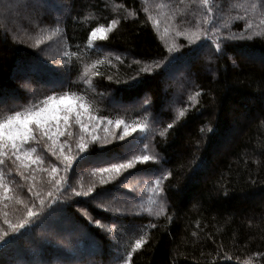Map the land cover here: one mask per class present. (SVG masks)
Here are the masks:
<instances>
[{"label": "trees", "instance_id": "trees-1", "mask_svg": "<svg viewBox=\"0 0 264 264\" xmlns=\"http://www.w3.org/2000/svg\"><path fill=\"white\" fill-rule=\"evenodd\" d=\"M236 2L43 0L45 7H37L34 0H8L6 11L0 3V120L35 110L48 96L70 95L83 98L84 119L90 115L100 124L97 136L105 135L107 121L147 125L125 137L134 147L123 159L148 152L158 157L132 169L146 181L160 179L166 208L157 218L139 214L126 204L128 170L114 180L105 175L102 185L93 170L107 164L74 160L71 188L92 193L75 197L69 188L54 204L46 199L43 208L34 201L40 215L0 243V264H115L130 251L131 264H264V29L256 32L255 13ZM153 7L167 10L184 33L222 20V37L208 31L206 40L195 46L181 40L184 45L170 53L151 23ZM113 20L106 39L91 46L92 29ZM58 36L63 50L40 54V47ZM217 38L223 54L215 49ZM146 67L153 70L145 73ZM137 73L130 87L125 82ZM69 124L75 125L73 115ZM72 130L76 135L65 155H76L79 126ZM112 130L122 134L123 125L113 124ZM46 142L29 141L36 149L33 158L41 162L25 170L27 180L7 157L0 164L12 197L0 201V224L3 213L15 223L32 205L31 169L37 190L45 194L41 182L52 167L62 174V159L47 152ZM168 171L172 175L164 179ZM119 206L124 215L112 210ZM84 212L104 227L89 223ZM141 238L144 243L135 248Z\"/></svg>", "mask_w": 264, "mask_h": 264}, {"label": "snow or ice", "instance_id": "snow-or-ice-1", "mask_svg": "<svg viewBox=\"0 0 264 264\" xmlns=\"http://www.w3.org/2000/svg\"><path fill=\"white\" fill-rule=\"evenodd\" d=\"M43 0H35L37 7ZM204 4L208 3V0H202ZM3 3V0H0ZM264 7V4L261 5ZM255 7V6H254ZM211 11V8L208 9ZM117 21L113 20L111 25H116ZM39 25H37L38 27ZM103 26L93 28L91 31V43L92 39H103L105 38V33L109 31ZM213 31H219V29L213 28ZM179 35H184V33H179ZM201 36L206 40L209 36L208 31H201L200 34L193 33L188 36L189 43H195L201 40ZM37 43H40L37 41ZM203 43V42H202ZM215 49L218 53L223 54L224 47L220 39L215 40ZM227 41H225V44ZM173 51L169 48V52ZM119 59V57H117ZM235 62V61H234ZM159 67V65H157ZM153 69L151 67H146L143 71L145 73L151 72ZM140 73L136 76L130 77L129 81L125 83L129 86H134ZM112 77H109L111 80ZM68 96H60L59 98L55 96H48L43 102L42 107H38L35 110H29L26 112H15L14 115L9 116L6 120H0V164H4V158L7 157L12 164L17 165L15 171L19 173L21 177L26 180L28 176L25 175V170L29 169L33 164H39L41 162L40 157L37 156L33 158V153L36 149L32 148L29 144L30 140H37L39 138H46V141L50 143H45L44 147L47 152L51 153V156L56 157L58 160L62 159L63 171L61 174V169L55 166L52 167L49 172V178L46 182L42 181V186L46 187L48 190L45 194L42 190H37V185L35 183V171L36 169H31L33 176V183L27 188V192L30 193V200L33 201L31 206L26 205V215L18 219L17 222H13L8 218L7 213H3V223L0 224V243H7L8 238L12 234L19 233L21 229L25 228L27 225H31L35 222V219L40 215L39 212L35 211L34 208L36 204L34 201H39V206L43 208L46 203V199L50 204L56 203L65 192L71 188L69 180V169L73 166V161H77V164L81 163H97V164H107V167H97L93 171L100 174V183L106 184L108 180L104 177L108 176V179H115V176L120 175L122 172L132 169L134 165L138 162L144 163L148 161H157L158 157L155 155H135L131 159H123L127 153L134 147L132 142L126 141L125 137L131 135L135 132L137 128L142 131H146L147 125H136L130 126L124 123L123 120L117 119L113 121H107L108 127L104 128L105 135L97 136L96 130L100 127V124L96 122V118L88 116L87 121L84 116L87 113V105H85L79 98L75 105L72 103H65L69 100ZM148 103V101H145ZM57 113H62V115H57ZM180 116L184 115V111H180ZM69 115H73L75 125L79 126V140L76 146V155H65V151L71 149L69 139L75 138V132L72 130L75 125L69 124ZM113 124L115 127H120L123 125V133L117 134L112 130ZM169 129L173 127L172 124H168ZM167 131V129L165 130ZM165 135V132H161V136ZM61 137H66L63 141H60ZM90 137V138H89ZM111 137V139L109 138ZM114 141H123V143H114ZM111 145V146H109ZM147 148V145H144ZM123 162L113 163L114 160H121ZM41 171H47L42 169ZM171 171H168L163 178L171 176ZM157 185L160 183L158 178L156 181ZM10 191L7 184L5 183L4 175L0 172V201L5 199H12L7 193ZM93 189L89 188L87 192H77L75 188H71V195L75 197H89ZM103 191V190H102ZM161 191H163L161 189ZM99 195V193H98ZM23 203V201H19ZM80 201H73V203H79ZM116 213H120L125 210L123 206L115 207L112 209ZM151 211V209H149ZM84 216L87 217L89 223H93L101 228L104 226L99 219H93V217L88 213L84 212ZM159 215V213H157ZM113 228H108V232L112 233ZM144 243V239H137L135 241V248H139ZM132 259V252H128L127 259L123 260V264H130Z\"/></svg>", "mask_w": 264, "mask_h": 264}, {"label": "rangeland", "instance_id": "rangeland-1", "mask_svg": "<svg viewBox=\"0 0 264 264\" xmlns=\"http://www.w3.org/2000/svg\"><path fill=\"white\" fill-rule=\"evenodd\" d=\"M34 3H35V0H34ZM263 4H264V0H263ZM6 5H8V0H4V2L1 4V6H3V8ZM236 5H238V7H240L241 9L249 8L250 10H252L255 13V19L252 21V24L257 25V26L259 25V27H256V32L258 30H260L261 28L264 29V7H262L261 4L256 3L254 0H237ZM40 7H45V6L44 5L41 6V4H40ZM50 7H52V6H50ZM60 9H62V6L59 5L57 10L60 11ZM4 10L6 11L5 8H4ZM29 12H30V10L24 11V14L25 15H26V13L30 14ZM236 15L238 16L237 13H236ZM7 16H8V22L9 23L12 22L14 24L13 16H10L9 14ZM150 20H151V23L157 29L158 34L163 39L164 43L169 48H172L173 50H177L178 47L181 48L184 45L181 42V40H185L189 43L188 36L192 35L193 33L200 34L201 31H209L210 33H212L214 35L222 37L220 32L213 31V28L220 29L221 25L223 24L222 20L216 21L214 27L209 25V22H207V25L204 27L198 25L196 27H193L192 32H188V33H184L182 31V27H179L177 24H173L172 18L168 15V11L165 9L153 7L151 15H150ZM103 27L105 29L110 28V30L105 33V38H103V39H100V38L92 39L91 43H90L91 46H94V44H97V43L101 42L102 40L106 39L109 32L115 27V25H110L107 27L103 26ZM179 33H184V35H179ZM90 39H91V37H90ZM203 40H204V37L201 36L200 41H203ZM200 41H196L195 43H189V44L195 46L196 43H198ZM63 43H64V39L62 37H60V36L55 37V38L51 39V41L48 44L42 45L40 47V51H41L40 54L47 55L50 53L61 51V50H63V48L61 47ZM53 56L57 58L60 56V53L58 55H53ZM66 96H68L70 99L66 100L65 103H72L73 105H75L78 98L70 96V95H66ZM57 98H59V97H57ZM192 99H193V96L189 99V101L191 102ZM180 111H182L181 107L179 110L177 108V112H178L179 116H180V114H179ZM57 115H62V113H57ZM77 138H79V134H78ZM148 154L151 155L149 152H148ZM133 170H135V169H128V172L126 173L127 174L126 175V181H125L124 186H123L125 191L128 193L127 199L130 202V204H128V203H126V204L136 206L139 210L138 211L139 214H141V215H147V216H150L152 218L159 217L166 210L165 201H164L163 195L161 193V189H160L161 181H160L159 185H157V183H156L158 178L147 179V181H146L145 179L141 178L139 175L134 174ZM115 178H116V176H115ZM111 180H114V179H111ZM149 209H151V211H149ZM125 212H127V211H121L119 214L124 215ZM157 213H159V215H157ZM130 252H132V251H130ZM127 256L128 255H123L122 258L115 264H123V260L127 259Z\"/></svg>", "mask_w": 264, "mask_h": 264}]
</instances>
